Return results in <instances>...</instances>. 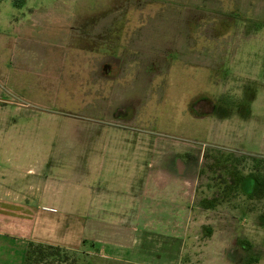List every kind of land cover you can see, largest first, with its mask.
<instances>
[{
	"label": "rangeland",
	"instance_id": "rangeland-1",
	"mask_svg": "<svg viewBox=\"0 0 264 264\" xmlns=\"http://www.w3.org/2000/svg\"><path fill=\"white\" fill-rule=\"evenodd\" d=\"M74 1L57 46L43 17L28 19L42 37L0 49V165L20 138L27 170L59 192L97 189L104 156L132 140L140 188L162 168L157 181L175 194L115 216L169 234L171 264H264V191L252 177L264 173V0ZM246 64L250 75L234 79ZM29 250L26 264H105L99 248Z\"/></svg>",
	"mask_w": 264,
	"mask_h": 264
},
{
	"label": "crops",
	"instance_id": "crops-1",
	"mask_svg": "<svg viewBox=\"0 0 264 264\" xmlns=\"http://www.w3.org/2000/svg\"><path fill=\"white\" fill-rule=\"evenodd\" d=\"M74 2L0 0V49L6 47L3 53L7 54L9 49H13L15 40L21 37L26 39L27 34L33 32L37 37H42L44 29L50 30L45 33L50 34L51 38L46 46H57L58 40L64 41L67 37L72 20L78 16L79 12L72 8ZM43 17L52 19L51 25L45 23L44 29L41 23L30 25L28 22V19ZM60 19L63 20L61 26L66 28L63 32L59 28ZM12 34L17 37H12ZM62 34L66 35L65 38L60 36ZM235 63L231 62L234 67L237 66ZM246 66L240 71L233 70L232 77L238 80L239 77L250 75ZM248 78H252V75ZM214 108H217L216 105ZM25 142L20 138L8 139L6 145L15 146V152L5 155L3 165H0V264H25L27 252L34 246L63 247L67 250L82 247L84 253L99 248L105 264H171L169 234L165 231L155 234L156 229H153L152 234L141 235L138 214L134 217L115 216V211L165 208V200H162L175 190L171 185L164 187V184H159L157 180L165 174L162 168L156 167L150 169L148 175L152 181L148 180L140 188L138 149L132 140L129 142L130 148L125 142L116 144L117 152L104 156L98 175L101 182L99 188L87 186L81 187L79 191L66 186L60 192L53 188L56 180L44 179L41 173L37 174L38 170H27L25 149L20 148L26 145ZM123 148H126L124 153ZM47 183L50 184V187H46L48 192L44 191L43 185ZM180 193L182 191L179 188ZM167 208L170 209L171 205ZM79 210L82 213L77 212ZM92 210H102L104 215L93 221ZM170 221V218H164L152 220V223L163 226L170 225ZM148 222L144 220L145 230H149L148 226H144Z\"/></svg>",
	"mask_w": 264,
	"mask_h": 264
},
{
	"label": "trees",
	"instance_id": "trees-1",
	"mask_svg": "<svg viewBox=\"0 0 264 264\" xmlns=\"http://www.w3.org/2000/svg\"><path fill=\"white\" fill-rule=\"evenodd\" d=\"M252 177H253V181L255 182V186H256L254 194L259 195V194L263 193V191H264V173H255L252 175ZM33 252L34 251H32V250H28L27 255H26V262H27L28 258L32 256ZM41 258H42V256L40 255L38 257V259H41Z\"/></svg>",
	"mask_w": 264,
	"mask_h": 264
}]
</instances>
